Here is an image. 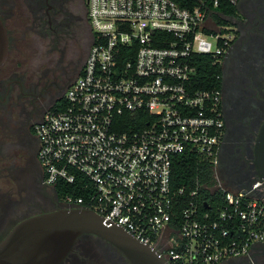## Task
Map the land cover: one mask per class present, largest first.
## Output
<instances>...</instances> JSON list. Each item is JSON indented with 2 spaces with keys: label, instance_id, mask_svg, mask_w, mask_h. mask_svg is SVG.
<instances>
[{
  "label": "built area",
  "instance_id": "built-area-1",
  "mask_svg": "<svg viewBox=\"0 0 264 264\" xmlns=\"http://www.w3.org/2000/svg\"><path fill=\"white\" fill-rule=\"evenodd\" d=\"M243 0H87L94 42L82 74L36 127L46 183L168 264H223L264 246V182L232 191L218 173L221 90L201 89L196 63L222 66ZM217 16L219 20H214ZM185 152L213 167L176 188Z\"/></svg>",
  "mask_w": 264,
  "mask_h": 264
},
{
  "label": "flooded vegetation",
  "instance_id": "flooded-vegetation-1",
  "mask_svg": "<svg viewBox=\"0 0 264 264\" xmlns=\"http://www.w3.org/2000/svg\"><path fill=\"white\" fill-rule=\"evenodd\" d=\"M237 9L246 18L234 22L220 88L224 137L218 173L232 191L264 182L255 162L264 125V0H243ZM1 29L0 241L28 218L68 208L46 183L36 127L82 74L94 42L87 0H0ZM60 264L128 262L106 241L82 235Z\"/></svg>",
  "mask_w": 264,
  "mask_h": 264
},
{
  "label": "water",
  "instance_id": "water-1",
  "mask_svg": "<svg viewBox=\"0 0 264 264\" xmlns=\"http://www.w3.org/2000/svg\"><path fill=\"white\" fill-rule=\"evenodd\" d=\"M0 34L5 48V31L1 29ZM255 162L260 178L264 179V125L256 145ZM82 235L106 241L128 264H168L155 249L123 227L109 225L95 212L79 208H65L18 223L0 241V264H60Z\"/></svg>",
  "mask_w": 264,
  "mask_h": 264
},
{
  "label": "trees",
  "instance_id": "trees-1",
  "mask_svg": "<svg viewBox=\"0 0 264 264\" xmlns=\"http://www.w3.org/2000/svg\"><path fill=\"white\" fill-rule=\"evenodd\" d=\"M235 8H230L231 12ZM198 75L195 78L196 84L201 89H220L222 67L213 65L210 56H202L198 58L196 63ZM213 177V167L208 162L204 161L198 155L190 152H185L176 156L172 166V181L176 188L190 187L194 188L197 181L205 183ZM59 195L60 189L56 187Z\"/></svg>",
  "mask_w": 264,
  "mask_h": 264
},
{
  "label": "rangeland",
  "instance_id": "rangeland-1",
  "mask_svg": "<svg viewBox=\"0 0 264 264\" xmlns=\"http://www.w3.org/2000/svg\"><path fill=\"white\" fill-rule=\"evenodd\" d=\"M228 18L229 21H227V24L233 28V29H236V25L234 22H241L243 20H245L246 18V14L242 11H240L239 9L235 8L233 9L231 12H229L227 15H226ZM214 20H219V18L217 16H214L213 17ZM255 264H264V248H263V252H259V253H256L255 254ZM250 264V263H248Z\"/></svg>",
  "mask_w": 264,
  "mask_h": 264
}]
</instances>
